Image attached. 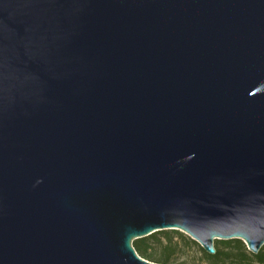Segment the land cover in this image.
Segmentation results:
<instances>
[{"label": "water", "instance_id": "1", "mask_svg": "<svg viewBox=\"0 0 264 264\" xmlns=\"http://www.w3.org/2000/svg\"><path fill=\"white\" fill-rule=\"evenodd\" d=\"M166 230L264 246V0H0V264Z\"/></svg>", "mask_w": 264, "mask_h": 264}, {"label": "trees", "instance_id": "2", "mask_svg": "<svg viewBox=\"0 0 264 264\" xmlns=\"http://www.w3.org/2000/svg\"><path fill=\"white\" fill-rule=\"evenodd\" d=\"M182 240L187 244L197 243L184 237L176 230L158 231L152 235L134 240L132 247L142 259L156 264H177L173 260L176 242ZM215 254H207L201 247L200 253L208 264H264V246L258 254L250 253L245 244L237 239L214 241Z\"/></svg>", "mask_w": 264, "mask_h": 264}, {"label": "rangeland", "instance_id": "3", "mask_svg": "<svg viewBox=\"0 0 264 264\" xmlns=\"http://www.w3.org/2000/svg\"><path fill=\"white\" fill-rule=\"evenodd\" d=\"M180 232V231H179ZM182 233V232H180ZM184 237L189 238L186 234L182 233ZM191 239V238H189ZM192 240V239H191ZM176 247L173 260L177 264H208L202 257L199 250V245L187 244L182 240L175 241Z\"/></svg>", "mask_w": 264, "mask_h": 264}]
</instances>
